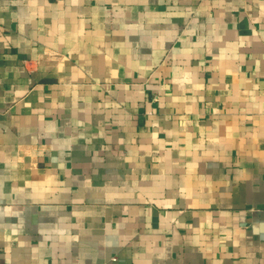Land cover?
I'll list each match as a JSON object with an SVG mask.
<instances>
[{
    "label": "crops",
    "instance_id": "1",
    "mask_svg": "<svg viewBox=\"0 0 264 264\" xmlns=\"http://www.w3.org/2000/svg\"><path fill=\"white\" fill-rule=\"evenodd\" d=\"M0 264H264V0H0Z\"/></svg>",
    "mask_w": 264,
    "mask_h": 264
}]
</instances>
